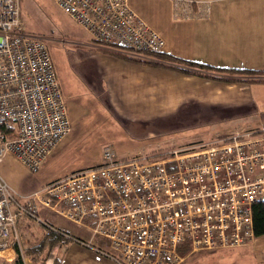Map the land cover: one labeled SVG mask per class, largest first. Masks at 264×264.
<instances>
[{
	"label": "built area",
	"instance_id": "obj_1",
	"mask_svg": "<svg viewBox=\"0 0 264 264\" xmlns=\"http://www.w3.org/2000/svg\"><path fill=\"white\" fill-rule=\"evenodd\" d=\"M170 1L175 19L197 17L186 12L197 0ZM55 2L102 44L152 53L166 48L130 0ZM71 129L46 41L26 31L21 0H0V163L12 154L38 170ZM260 133L241 130L125 157L105 146L101 163L22 198L0 172V252L19 241L21 216L41 220L40 206L88 228L110 247L101 253L118 264H181L184 248L248 246L256 239L253 207L264 202Z\"/></svg>",
	"mask_w": 264,
	"mask_h": 264
},
{
	"label": "crops",
	"instance_id": "obj_2",
	"mask_svg": "<svg viewBox=\"0 0 264 264\" xmlns=\"http://www.w3.org/2000/svg\"><path fill=\"white\" fill-rule=\"evenodd\" d=\"M141 1L130 0V3L143 18L164 36L167 42L164 50L166 53L217 67L228 66L264 70V0H197L195 5H187L186 7V12L197 11L198 13L197 17L192 20L175 19L170 0H154L156 6L152 9H150L151 6L146 7L145 3ZM180 7L179 11L181 13L185 12V4H181ZM89 51H91L92 55L87 57L86 64H81L80 62L78 66H76L77 63L73 65L75 66L73 70L82 76L81 79L74 76L79 86L82 87V91L89 92L93 96L94 102L98 101V99L99 104L104 105L107 102L108 105L117 111L119 119L133 122L135 127H138L140 122L151 118L158 119L160 117L158 120L167 118L180 120L181 122L185 116L197 115L203 116L214 123H221L232 118L245 120L246 123L238 124L233 132L260 129L262 130L260 135L264 136V74L246 76L245 78L240 77L243 79L239 80L217 79L215 72L195 67L189 69L184 67L186 70H191L190 72H185L183 68L176 66L139 63L116 57L97 49L94 45L91 46ZM79 55L80 53L77 54V57ZM79 67L82 69L81 72ZM195 71H201L202 74ZM56 74L58 77L57 70ZM219 75L231 77L230 74ZM247 77H251V79H247ZM60 86L66 100V92L61 82ZM71 88L74 93L77 92L73 87ZM77 96L79 97L80 95L73 97L72 105L67 100L72 129L73 120H75L76 116L79 117L78 113L76 115L73 113V108L75 106L77 108L84 106ZM220 135H223V133L217 136ZM54 152L55 150L51 155ZM152 152L145 153L140 151L138 153L150 154ZM76 170L78 169H74L70 173ZM62 178L59 177L49 181L42 185L39 190H35L40 191L48 184ZM32 193L34 191L29 194ZM60 206L63 207L64 204ZM13 208L15 209L16 207L13 206ZM41 209L47 216L53 218L54 224L58 225V227L67 225L58 218L69 219L57 210L44 206H40L39 210ZM39 217L43 222L50 223L41 215ZM69 221L92 235V232L82 224L73 220ZM41 224L42 222L30 215H23L19 218L16 231L19 235L21 252L22 248H25L27 252L26 248L30 247L36 235L38 237L43 236L44 232ZM50 224L59 229V231L65 232L67 236V232L64 229L58 228L52 223ZM78 238L75 244L80 249L83 247V249H86L85 251H77L78 253H83L82 257L76 261L78 264H118L108 255L101 253L100 249H110L106 243L97 242L93 244L87 239ZM97 239L100 240L99 238ZM14 248L5 249L4 251L9 252L12 250L14 252ZM16 249L20 248L16 247ZM59 249L61 251L62 247ZM69 252L70 250L67 251L63 258H66L65 264H67ZM58 255L59 253L57 254L56 249L54 256L50 258L52 264ZM7 257L10 258L9 256ZM30 258L27 253H23L25 264L27 260L31 261ZM246 260L248 258H237L233 260V263H246ZM262 260H264V256L260 258V263L264 264ZM226 262L229 263L228 260ZM31 263L35 264L36 262L31 261Z\"/></svg>",
	"mask_w": 264,
	"mask_h": 264
},
{
	"label": "rangeland",
	"instance_id": "obj_3",
	"mask_svg": "<svg viewBox=\"0 0 264 264\" xmlns=\"http://www.w3.org/2000/svg\"><path fill=\"white\" fill-rule=\"evenodd\" d=\"M141 2H144L146 7L151 6L150 9L156 6L154 0H142ZM180 15L184 17L185 12ZM21 16L26 31L30 35L43 38L47 42L59 80L66 92V101L69 100L70 105H72L73 97L80 95L77 97L84 104L83 107L77 108L75 106L73 108V113L75 115L78 113L79 117L76 116L73 120L72 132L59 143L53 155H50L40 168L41 170H30L12 154L4 157L0 163V172L16 192L22 195L21 198L32 191L39 190L42 185L49 181L70 174L74 169L87 168L103 161L105 146H111L119 156L125 157L124 155L130 156L140 151L149 153L193 142L200 143L221 133L223 135L231 134L236 130L238 124L246 123L245 120L234 118L221 123H214L203 116L188 115L181 122L167 118L158 120L159 117L158 119L151 118L140 122L139 126L135 127L133 122L119 119L117 111L107 102L104 105L99 104V99L94 102L93 96L87 91H82V87L76 81L74 76L79 79L82 76L73 70L75 67L73 65L77 63L76 66H78L80 62L86 64L87 57L92 55L89 50H91L92 45L96 44L85 27L64 12L55 0H23ZM78 53H80L79 59ZM79 70L81 72V67ZM71 87L77 92L74 93ZM38 214L50 223H55L53 218L47 216L42 209L38 211ZM58 219L67 224V228H65L66 226L59 227L71 236L87 239L93 244L102 242L69 220L62 217ZM85 222L90 223V220L86 219ZM54 225L58 227V225ZM67 238L68 236L62 238L64 241L61 251L56 246L46 251L42 258L29 254L31 261H35V264H48L57 249V254L60 255H58L60 261L57 264H65L66 258H63L68 250L70 252L67 257V264H78L76 261L83 254L78 252L86 249H83L84 247L78 248V245L75 244L76 240L73 239L67 243ZM14 247L15 253L12 250L0 252V264H16L19 254L23 258V253H27L25 248H22L23 253L21 252L20 240ZM16 247L20 249L17 250ZM182 256L181 264H236L233 263V260L237 258H248L246 263L241 264H261L260 258L264 256V235L256 237L251 245L240 248H227L217 251H193L191 248H184ZM31 261L27 260L26 264H32ZM55 263L54 260L53 264Z\"/></svg>",
	"mask_w": 264,
	"mask_h": 264
},
{
	"label": "trees",
	"instance_id": "obj_4",
	"mask_svg": "<svg viewBox=\"0 0 264 264\" xmlns=\"http://www.w3.org/2000/svg\"><path fill=\"white\" fill-rule=\"evenodd\" d=\"M92 38L94 40V43H96L94 47H96L97 49L107 52L109 54H112L116 57L125 58V59L136 61L139 63L153 64V65H159V66H171V67L176 66L179 68H183L184 69L183 71L185 72L186 71L190 72L191 70H186L184 67H188V68L195 67V68L206 70V71H213L215 72L216 74L215 76L217 79H227V80H232V79L239 80V79H243L240 77L245 78L246 76L264 74V70L241 69V68H232L228 66L227 67H217L211 64H206V63H202V62H198L194 60H189V59L173 56V55L166 53L165 51L160 52V53H152V52H147V51H136L134 49H130L129 47H125L124 45L119 44V43H114L113 45L102 44L98 42L93 36ZM195 72L202 74L201 71H195ZM218 74H227V75L230 74L231 77L229 76L224 77L220 75L218 76ZM247 79H251V77H247ZM258 131H262V130L258 129ZM253 217H254L255 235L256 237H260L264 235V202H259L254 205ZM39 221L42 222L41 225L43 226L42 228H43L44 234L42 237H38L36 235L30 247L26 249H27L28 255L30 254L31 256L36 255V256L41 257L42 255L45 254L46 251H49L50 248H53L56 246L58 248H61L63 246L62 243L64 241L62 238L64 235L66 236V233L61 230L59 231V229L55 228L50 223L43 222L42 220H39ZM67 236H68L67 243L70 242V239H73V240L79 239L78 237L71 236L68 233H67ZM54 260L56 261L55 264H57V262L60 261V258L57 256L55 257ZM16 262H17L16 264H25L20 254Z\"/></svg>",
	"mask_w": 264,
	"mask_h": 264
},
{
	"label": "water",
	"instance_id": "obj_5",
	"mask_svg": "<svg viewBox=\"0 0 264 264\" xmlns=\"http://www.w3.org/2000/svg\"><path fill=\"white\" fill-rule=\"evenodd\" d=\"M48 264H52V260H50V261L48 262Z\"/></svg>",
	"mask_w": 264,
	"mask_h": 264
}]
</instances>
